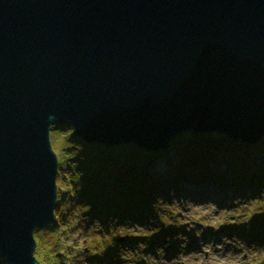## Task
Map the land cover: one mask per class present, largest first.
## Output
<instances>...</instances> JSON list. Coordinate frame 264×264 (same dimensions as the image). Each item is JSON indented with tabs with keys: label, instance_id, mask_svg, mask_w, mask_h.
<instances>
[{
	"label": "water",
	"instance_id": "1",
	"mask_svg": "<svg viewBox=\"0 0 264 264\" xmlns=\"http://www.w3.org/2000/svg\"><path fill=\"white\" fill-rule=\"evenodd\" d=\"M59 125L147 152L186 133L259 144L264 0H0L5 264H39L33 233L54 216Z\"/></svg>",
	"mask_w": 264,
	"mask_h": 264
},
{
	"label": "trees",
	"instance_id": "2",
	"mask_svg": "<svg viewBox=\"0 0 264 264\" xmlns=\"http://www.w3.org/2000/svg\"><path fill=\"white\" fill-rule=\"evenodd\" d=\"M59 129H64V133L70 132L65 126H59ZM66 141L79 144L81 149L62 147V160H58L54 216L49 224L40 229L42 232H34L35 256L39 264H63V257L69 258V250H62V238L67 240L73 236L76 230L73 219L88 220L86 223L92 226L90 221L98 220L105 232L110 231V226L115 224H112L113 221L121 224L128 221L152 229L161 225L159 238L153 235L150 241L147 239L149 242L145 240L150 248L155 247V243L159 245V240L162 238L163 242V236L171 231L165 229L161 216L163 209L160 207L178 195L184 183L189 185L213 180L218 188L225 184L224 188L234 195H242L244 191L252 195L264 192V138L256 146L241 142L230 146V140L222 135H180L169 148L173 155L167 163L166 179L154 172L159 158L154 152L134 145L107 148L86 144L73 135L69 139V133ZM214 165L224 166L226 172ZM257 208L259 211L255 213H260L264 203ZM261 215L259 220L264 224V213ZM251 227L248 239L262 240L264 234L251 233ZM44 233L52 238L50 247L42 238ZM93 234L99 232L90 235ZM134 242L132 238L125 237L119 244L121 250L107 245L102 253H94L90 260H95L96 264H129L128 259H124L127 258L125 252L133 249ZM91 246L89 244L87 248L90 250ZM1 264L5 263L2 261Z\"/></svg>",
	"mask_w": 264,
	"mask_h": 264
},
{
	"label": "rangeland",
	"instance_id": "3",
	"mask_svg": "<svg viewBox=\"0 0 264 264\" xmlns=\"http://www.w3.org/2000/svg\"><path fill=\"white\" fill-rule=\"evenodd\" d=\"M59 126H55L50 131L49 140L57 160L61 161L62 147L76 148L78 151L81 146L66 141L68 133L69 139L72 138V132L64 133V129H59ZM230 142V146L235 143L231 140ZM254 152L258 153L257 150ZM154 153L159 157L154 172L166 179L167 163L173 154L169 149ZM214 167H219L226 172V168L222 165H214ZM189 185L198 189L188 191L182 187L178 195L173 196L168 204H162L160 207L163 209L161 216L164 218L165 229L171 231L163 236V242L160 237L159 245L155 243V247L150 248L147 242L153 238V235H158L159 238L161 229H158L161 225L152 229L147 225L142 227L128 221H123L122 224L113 221L112 224H115L110 226V231L105 232L98 220H91L92 226L86 223L89 222L88 220L73 219L72 223L76 222L73 236L67 240L62 238L64 241L62 250L70 252L68 259L63 257V264H96L95 260H90L94 253H102L107 245L121 250L119 244L125 237L135 240L133 249L125 252L127 258L124 259H128L129 264H264V238L258 242L247 239L251 226H253L251 233L260 236L264 234V224L259 220L264 209H261L260 213H255L259 211L257 206L264 203V192L252 195L244 191L242 195H234L229 189L224 188L225 184L218 188L216 181L213 180ZM208 191H213L215 195L218 192V194L213 197H199V194L208 193ZM95 231L99 234L90 235ZM43 236V240L47 242L46 246L50 247L51 236L45 233ZM115 237L120 239L118 243L112 241ZM89 244L92 245L90 250L87 248ZM140 248L144 250L140 252ZM35 250L33 256L37 261ZM2 261L0 256V264Z\"/></svg>",
	"mask_w": 264,
	"mask_h": 264
},
{
	"label": "bare ground",
	"instance_id": "4",
	"mask_svg": "<svg viewBox=\"0 0 264 264\" xmlns=\"http://www.w3.org/2000/svg\"><path fill=\"white\" fill-rule=\"evenodd\" d=\"M60 126H61V125H60ZM65 126H66V125H65ZM66 127H67V126H66ZM53 128H54V127H51L50 130L53 129ZM67 128H68V127H67ZM70 131H71V129H70ZM71 132H72V131H71ZM72 135H73V134H72ZM79 140H80V139H79ZM186 190H187V189H186ZM200 192H201V191H200ZM200 192H196V193H200ZM217 194H218V193H217ZM217 194H216V195H217ZM216 195H215L214 193L211 194V191H210V192H208V193L205 192V193L199 194V197H201V198H203V197H213V196H216ZM50 222H51V221H50ZM50 222H48L47 224H49ZM47 224H45V225H47ZM45 225H44V226H45ZM44 226H43V227H44ZM43 227H42V228H43ZM42 228H39V229H37V230H40V229H42ZM35 231H36V230H35ZM35 231H34V232H35ZM33 237H34V233H33Z\"/></svg>",
	"mask_w": 264,
	"mask_h": 264
}]
</instances>
